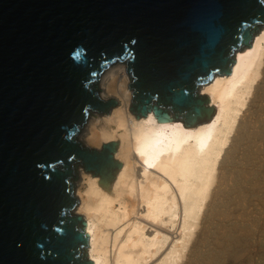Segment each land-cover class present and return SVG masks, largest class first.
<instances>
[{"label":"water","instance_id":"1","mask_svg":"<svg viewBox=\"0 0 264 264\" xmlns=\"http://www.w3.org/2000/svg\"><path fill=\"white\" fill-rule=\"evenodd\" d=\"M264 25V0H0V264H94L74 180L111 194L122 163L75 135L109 112L99 74L127 60L130 109L194 126L215 111L200 86L230 73Z\"/></svg>","mask_w":264,"mask_h":264},{"label":"bare ground","instance_id":"2","mask_svg":"<svg viewBox=\"0 0 264 264\" xmlns=\"http://www.w3.org/2000/svg\"><path fill=\"white\" fill-rule=\"evenodd\" d=\"M126 68L115 60L99 74L98 96L117 103L109 112L93 109L77 137L98 150L119 140L112 154L122 163L113 194L99 184L100 174L78 168L73 196L89 233L87 257L94 264H186L192 237L220 186L227 147L264 89V25L237 50L230 73L217 72L200 86L198 94L206 93L215 111L194 126L185 125L182 114L160 120L153 108L136 117ZM166 220L178 228L171 232Z\"/></svg>","mask_w":264,"mask_h":264},{"label":"rangeland","instance_id":"3","mask_svg":"<svg viewBox=\"0 0 264 264\" xmlns=\"http://www.w3.org/2000/svg\"><path fill=\"white\" fill-rule=\"evenodd\" d=\"M249 115L224 154L220 186L192 237L186 264H264V89ZM163 225L171 232L178 228L167 220Z\"/></svg>","mask_w":264,"mask_h":264}]
</instances>
